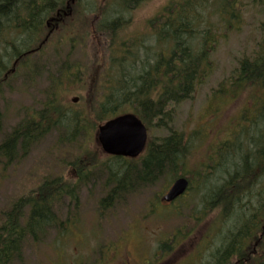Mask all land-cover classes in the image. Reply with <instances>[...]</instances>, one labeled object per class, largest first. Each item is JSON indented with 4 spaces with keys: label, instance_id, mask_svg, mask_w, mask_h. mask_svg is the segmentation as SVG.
Returning a JSON list of instances; mask_svg holds the SVG:
<instances>
[{
    "label": "trees",
    "instance_id": "1",
    "mask_svg": "<svg viewBox=\"0 0 264 264\" xmlns=\"http://www.w3.org/2000/svg\"><path fill=\"white\" fill-rule=\"evenodd\" d=\"M81 1L74 0L73 4H69L71 14L65 19L66 25L59 24L58 27L65 33L80 28V33L70 36V47L74 45L73 40L82 38L83 32L86 36L105 38L107 49L98 82L97 100L86 105L85 96L82 98V110L73 111L59 101L61 93L58 79L52 81V90L47 94L42 108L27 116L0 143V162L10 165L23 158L30 146L50 129L60 127L70 131L66 139L71 142L82 132L86 139L87 132H95L101 123L109 119L133 114L148 131L147 154L140 161V166L131 161L114 159V167L119 168L114 172L110 171L111 167L106 168L109 176L107 183L113 186L100 201L103 210L111 206L119 192L125 190V194L139 185L154 183L164 175V169L168 171V179L172 182L189 175L183 170L187 157L192 154V146L184 133L173 127L175 111L177 106L191 100L196 88L211 75L210 55L218 41L217 32L222 30L224 35L232 22L238 19L237 6L241 0H168L149 22L146 27L148 31L130 34L127 41L118 39L124 36L131 21L124 20L120 13L134 10L148 0H94L96 4L91 1L84 8L79 5ZM69 2L0 0V26H3L0 29V88L18 70L26 69L34 73L37 69L28 58L18 66H13L21 50L28 52L38 44L41 54L52 40L57 45L63 43L57 36L50 37L49 41L46 28L55 14L64 10ZM17 8L19 10L16 13ZM109 13H113L114 17L108 18ZM11 16L15 23L14 35L8 30ZM75 23H79L76 28L72 27ZM262 32V40L256 43L250 57L238 60L232 73L231 87L236 89L234 92L245 90L252 96L250 106L240 113L247 127L239 132V140L231 147V155L225 156L223 145L220 144L221 148L216 154V158L221 159L218 165L214 166L207 160L209 174L216 178L203 180L205 175L200 178L203 187L199 183L197 185V188L204 189L205 197L200 211H204L203 215L215 213V221L208 231V237L214 242H211L213 249L208 259L199 264H244L242 257L247 247L253 245L262 232L264 29ZM77 69L75 64L67 66L64 62L58 72L60 79L68 81L72 76L73 82H79L80 78L74 77L78 73L74 70ZM251 113L255 115L251 116ZM154 129L167 132V136L153 142L150 134ZM91 135L92 132L87 137L90 139ZM227 146L228 143L224 148ZM80 158L89 161L82 164L93 167L94 151L85 149ZM75 166L84 170L79 167L80 164ZM203 167L206 168V164ZM133 174L136 175L135 180ZM67 198L77 204L74 188L65 178L56 177L42 182L36 189L16 200L0 217V264H12L13 260L20 259L24 241L29 238L38 242L47 228L62 233L66 222L58 218L53 207ZM261 246L264 250V243H259ZM164 247L165 244L160 249ZM249 264H264V252L261 261L252 258Z\"/></svg>",
    "mask_w": 264,
    "mask_h": 264
},
{
    "label": "rangeland",
    "instance_id": "2",
    "mask_svg": "<svg viewBox=\"0 0 264 264\" xmlns=\"http://www.w3.org/2000/svg\"><path fill=\"white\" fill-rule=\"evenodd\" d=\"M91 1L96 4V0H82L79 5L84 8ZM167 2L148 0L134 10L121 12L124 20L130 19L131 26L118 40L127 41L130 34L148 31L149 22ZM237 7L238 19L224 35L222 30L217 32L218 41L210 55L211 75L196 88L193 98L177 106L175 111L173 127L182 131L192 146V154L187 157L183 170L189 172L184 175L189 181L186 194L172 204L160 201L172 183L164 169V175L154 183L139 185L125 194V190L119 192L111 206L102 210L100 201L113 186L107 183L106 168L109 166L114 172L119 167H114V161L101 153L93 140V131L90 139L87 136L91 132L86 133V139L82 132L68 142L70 131L60 127L50 129L30 146L23 158L10 165L0 162V217L20 197L56 177L71 180L69 185L74 188L77 204L67 198L54 205L53 212L66 222L65 230L61 233L47 228L38 242L26 239L20 259L13 260L12 264H199L208 259L213 249L208 231L215 221V213L203 215L204 211H200L205 197L204 189L197 185L203 187L200 178L205 175L203 180L216 178L209 174L207 160L218 165L221 159L216 158V154L220 144L225 156L231 155L239 132L247 127L240 113L250 106L252 96L245 90L234 92L232 73L238 60L250 57L256 43L262 40L264 29V0H241ZM111 14L108 18L114 17ZM12 23L11 16L10 28ZM61 23L65 26V19ZM46 29L50 32H46L49 41L50 37L57 36L63 43L57 45L52 40L43 53L33 56L37 64L33 63L37 68L34 73L20 69L10 81L5 79L7 82L0 88V143L27 116L42 108L52 90V81L58 79L59 101L73 111L82 110L85 96L86 105L99 96L98 82L107 49L105 38L86 36L83 32L82 38L73 40L74 45L70 47L69 38L80 33L79 27L71 33L63 32L57 23ZM64 62L67 66H78L74 77L80 78L79 82H73L72 76L68 81L60 79L58 72ZM74 98L76 103L72 102ZM165 136L167 132L154 129L150 139L157 142V138ZM226 143L228 146L224 148ZM85 149L95 151L100 162L97 167L82 164L87 161L80 158ZM79 162V167L84 168L82 173L75 166ZM133 178L135 180V174Z\"/></svg>",
    "mask_w": 264,
    "mask_h": 264
},
{
    "label": "water",
    "instance_id": "3",
    "mask_svg": "<svg viewBox=\"0 0 264 264\" xmlns=\"http://www.w3.org/2000/svg\"><path fill=\"white\" fill-rule=\"evenodd\" d=\"M72 102H77L73 99ZM147 131L141 121L132 114H123L100 125L96 132V142L106 155L136 158L144 150ZM188 182L184 178L176 180L163 197L165 203H170L183 195Z\"/></svg>",
    "mask_w": 264,
    "mask_h": 264
},
{
    "label": "flooded vegetation",
    "instance_id": "4",
    "mask_svg": "<svg viewBox=\"0 0 264 264\" xmlns=\"http://www.w3.org/2000/svg\"><path fill=\"white\" fill-rule=\"evenodd\" d=\"M13 3H14V1L11 4H13ZM12 26L13 27L8 28V30L14 35L15 31L13 30V28L15 27V23H12ZM17 27H19L18 24H17ZM36 55H38V53L28 55V54H26V52L21 50L20 53L17 55V59L19 62H23L25 60V58H29V59L33 60ZM30 57H32V58H30ZM145 152L142 155H140L137 159H131L130 160V159L122 158L120 160H124V161L129 160L132 163L140 164L142 157H144L143 155H146ZM70 183H71V181H70ZM164 204H166V203H164ZM259 243H264V222H263L262 232H260L257 240L253 243V245H251L250 247H247V252L242 257L244 264H249L250 261H252V258H257L259 261H261L264 250H263V246L259 247ZM235 261H236V259H235Z\"/></svg>",
    "mask_w": 264,
    "mask_h": 264
},
{
    "label": "bare ground",
    "instance_id": "5",
    "mask_svg": "<svg viewBox=\"0 0 264 264\" xmlns=\"http://www.w3.org/2000/svg\"><path fill=\"white\" fill-rule=\"evenodd\" d=\"M41 26V25H40ZM20 30V29H19ZM17 31V30H16ZM18 34V33H17ZM43 39V38H42ZM31 46V45H30ZM35 71V70H34ZM178 179H180V178H178ZM178 179H176V180H178ZM176 180H174L172 183H171V185H170V187L168 188V190H167V192H166V194L169 192V190L171 189V187L173 186V184H174V182L176 181ZM188 186H189V182H188V185H187V189H186V191L188 190ZM166 194L164 195V196H166Z\"/></svg>",
    "mask_w": 264,
    "mask_h": 264
}]
</instances>
